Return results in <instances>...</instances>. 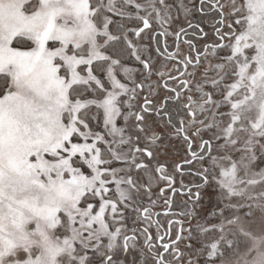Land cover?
Segmentation results:
<instances>
[{
  "label": "snow or ice",
  "instance_id": "obj_1",
  "mask_svg": "<svg viewBox=\"0 0 264 264\" xmlns=\"http://www.w3.org/2000/svg\"><path fill=\"white\" fill-rule=\"evenodd\" d=\"M0 264H264V0H0Z\"/></svg>",
  "mask_w": 264,
  "mask_h": 264
},
{
  "label": "rangeland",
  "instance_id": "obj_2",
  "mask_svg": "<svg viewBox=\"0 0 264 264\" xmlns=\"http://www.w3.org/2000/svg\"><path fill=\"white\" fill-rule=\"evenodd\" d=\"M227 3H228V0H225V4L227 5ZM168 69H171V65H169L168 66ZM254 231H256L257 232V234H260V229H259V227L257 226H254Z\"/></svg>",
  "mask_w": 264,
  "mask_h": 264
},
{
  "label": "flooded vegetation",
  "instance_id": "obj_3",
  "mask_svg": "<svg viewBox=\"0 0 264 264\" xmlns=\"http://www.w3.org/2000/svg\"><path fill=\"white\" fill-rule=\"evenodd\" d=\"M221 2L225 4V0H221ZM226 11H227V8H226ZM169 43H171V41H169Z\"/></svg>",
  "mask_w": 264,
  "mask_h": 264
}]
</instances>
